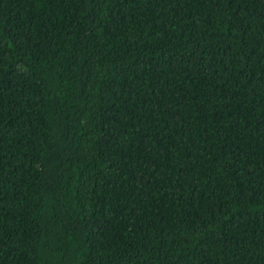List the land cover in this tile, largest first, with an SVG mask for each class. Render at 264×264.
I'll return each instance as SVG.
<instances>
[{"label": "trees", "instance_id": "1", "mask_svg": "<svg viewBox=\"0 0 264 264\" xmlns=\"http://www.w3.org/2000/svg\"><path fill=\"white\" fill-rule=\"evenodd\" d=\"M0 264H264V0H0Z\"/></svg>", "mask_w": 264, "mask_h": 264}]
</instances>
